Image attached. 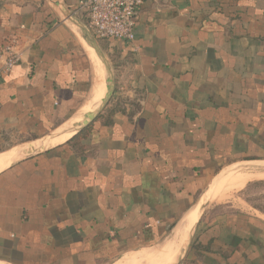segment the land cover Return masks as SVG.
I'll use <instances>...</instances> for the list:
<instances>
[{
    "label": "crops",
    "instance_id": "crops-1",
    "mask_svg": "<svg viewBox=\"0 0 264 264\" xmlns=\"http://www.w3.org/2000/svg\"><path fill=\"white\" fill-rule=\"evenodd\" d=\"M78 1L0 0V264H160L184 227L168 264H264V210H199L264 178V0H144L129 43Z\"/></svg>",
    "mask_w": 264,
    "mask_h": 264
},
{
    "label": "built area",
    "instance_id": "built-area-1",
    "mask_svg": "<svg viewBox=\"0 0 264 264\" xmlns=\"http://www.w3.org/2000/svg\"><path fill=\"white\" fill-rule=\"evenodd\" d=\"M144 0H79L77 10L96 39L115 38L125 43L134 39L135 14ZM16 39L0 46V78L19 61Z\"/></svg>",
    "mask_w": 264,
    "mask_h": 264
},
{
    "label": "rangeland",
    "instance_id": "rangeland-1",
    "mask_svg": "<svg viewBox=\"0 0 264 264\" xmlns=\"http://www.w3.org/2000/svg\"><path fill=\"white\" fill-rule=\"evenodd\" d=\"M245 169L249 170L248 165H238V167L231 170L234 172V170L243 171ZM231 176L232 174L230 173L221 179L214 188L213 193H215V195L208 202L231 201L236 203L238 198H241L248 203L258 206L261 210H264V178L247 181L243 186H237V183L230 178ZM219 190L222 191L221 193L223 195L220 198L216 195ZM136 254L139 253H134V255ZM117 262L114 264H117ZM139 264H141V262Z\"/></svg>",
    "mask_w": 264,
    "mask_h": 264
},
{
    "label": "bare ground",
    "instance_id": "bare-ground-1",
    "mask_svg": "<svg viewBox=\"0 0 264 264\" xmlns=\"http://www.w3.org/2000/svg\"><path fill=\"white\" fill-rule=\"evenodd\" d=\"M66 136H67L66 134L65 135L63 134L58 139V141L63 139V138H65ZM248 178H249V176L247 175V176H244V178L242 177V180H239V181L237 180L238 181L237 182V186H241L245 182V180L248 179ZM185 230H186L185 227H184V229L181 228V229L178 230V232H177V234L175 235V238H174L175 240L172 243H170V245L168 246L167 250L164 253H162V257L163 258L160 261V264H168V263H170L173 260L175 250L178 249L179 245L181 244V242L184 239Z\"/></svg>",
    "mask_w": 264,
    "mask_h": 264
},
{
    "label": "water",
    "instance_id": "water-1",
    "mask_svg": "<svg viewBox=\"0 0 264 264\" xmlns=\"http://www.w3.org/2000/svg\"><path fill=\"white\" fill-rule=\"evenodd\" d=\"M83 30L86 32V34H85L86 37H88L90 40L93 41L94 37L90 34V32L88 31V29L86 28V26L83 27ZM93 46H94V45H93ZM94 48H95V47H94ZM95 49L97 50V48H95ZM98 53H99L100 57L102 58V61L104 62L106 69L108 70V65H107L106 61H105V60L103 59V57L101 56L100 52H98ZM105 101H106V100H105ZM105 101H104V99L102 100V102L100 103V105H99V107H98L96 113H98V112L100 111V109L103 107ZM237 166H238V165H237ZM237 166L234 165L233 167H230V168H228V169H233L234 167H237ZM228 169H227V170H228ZM220 175H221V173H219V174H218V175L212 180L211 184H212L213 182H215V181L220 177ZM211 184L209 185V187L207 188V190L203 193V195L201 196V198L207 193V191H208V189L210 188ZM201 198H200V200H201ZM200 200L198 201V203H196V205L194 206V208L197 207V205L200 203ZM208 201H209V199H205L204 202H202V203L200 204V206H199V210H201V209L205 206V204H206ZM194 208H193V209H194ZM193 209H192V210H193ZM184 218H185V217H184Z\"/></svg>",
    "mask_w": 264,
    "mask_h": 264
},
{
    "label": "trees",
    "instance_id": "trees-1",
    "mask_svg": "<svg viewBox=\"0 0 264 264\" xmlns=\"http://www.w3.org/2000/svg\"><path fill=\"white\" fill-rule=\"evenodd\" d=\"M88 129H89L88 127H87V128H85V130H83V132L81 133V135H82V134H83V135H84V134H86V133H87V131H88Z\"/></svg>",
    "mask_w": 264,
    "mask_h": 264
}]
</instances>
